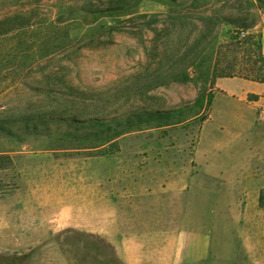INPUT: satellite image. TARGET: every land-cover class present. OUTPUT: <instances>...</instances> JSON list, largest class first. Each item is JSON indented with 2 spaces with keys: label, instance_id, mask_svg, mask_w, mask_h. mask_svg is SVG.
Listing matches in <instances>:
<instances>
[{
  "label": "rangeland",
  "instance_id": "374dc122",
  "mask_svg": "<svg viewBox=\"0 0 264 264\" xmlns=\"http://www.w3.org/2000/svg\"><path fill=\"white\" fill-rule=\"evenodd\" d=\"M257 9L245 0H0V264H122L105 239L76 229L77 188L99 182L106 194L150 162L185 165L203 127L202 152L236 137L219 126L241 108L217 82L264 85L253 80H264ZM202 95L211 106H198ZM151 111L169 115L117 137L75 122Z\"/></svg>",
  "mask_w": 264,
  "mask_h": 264
},
{
  "label": "crops",
  "instance_id": "0c3cea01",
  "mask_svg": "<svg viewBox=\"0 0 264 264\" xmlns=\"http://www.w3.org/2000/svg\"><path fill=\"white\" fill-rule=\"evenodd\" d=\"M257 10L251 31L260 34L264 55V9ZM258 86L244 78L217 82L241 108L219 126L236 137L202 152L203 127L185 165L177 159L156 161L155 167L150 162L130 181H109L106 194L99 182L78 187L76 229L105 239L122 264H264V85ZM238 91L261 97H238ZM237 137L244 144L232 141ZM201 153L206 158L199 159ZM60 223L67 224L63 215Z\"/></svg>",
  "mask_w": 264,
  "mask_h": 264
},
{
  "label": "trees",
  "instance_id": "16d2710c",
  "mask_svg": "<svg viewBox=\"0 0 264 264\" xmlns=\"http://www.w3.org/2000/svg\"><path fill=\"white\" fill-rule=\"evenodd\" d=\"M245 1L247 3H250L254 8L264 9V0H245ZM251 26H253V25H250L249 27H251ZM261 61L264 62V55H263ZM242 75H245V74L242 73ZM253 80L254 81L259 80V82L264 83V80L261 78H254ZM249 98H250V100H256V99H258V96L257 95L256 96L251 95V97H249ZM212 103H213V97L211 95H206V96L202 95V96L198 97V99H197V104L200 107H203L205 104L207 105V107H209V106H211ZM168 115H169V113H163L160 111H151V112H145L141 115H136L134 117H128L125 119L108 120L105 118H101V119L98 118V119H90L89 121H80V120L76 119L75 122H77L78 124H86L88 122L97 128H101L102 132H105V131L111 132V133H113L114 136L117 137V136H120L121 134L131 130L133 128V125H135V124L139 125V124H141L147 120L164 119V118H167ZM52 120L59 122V123L62 121L61 118H54ZM1 128L3 129L4 127H1ZM260 204L264 208V190L261 192Z\"/></svg>",
  "mask_w": 264,
  "mask_h": 264
},
{
  "label": "built area",
  "instance_id": "2783aa9c",
  "mask_svg": "<svg viewBox=\"0 0 264 264\" xmlns=\"http://www.w3.org/2000/svg\"><path fill=\"white\" fill-rule=\"evenodd\" d=\"M244 35H245V33H244Z\"/></svg>",
  "mask_w": 264,
  "mask_h": 264
}]
</instances>
